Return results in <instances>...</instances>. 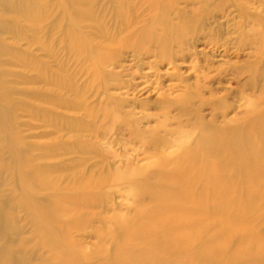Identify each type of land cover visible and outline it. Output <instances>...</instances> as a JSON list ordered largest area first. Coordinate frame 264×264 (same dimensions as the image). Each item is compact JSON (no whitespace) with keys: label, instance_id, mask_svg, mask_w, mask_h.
Here are the masks:
<instances>
[{"label":"rangeland","instance_id":"rangeland-1","mask_svg":"<svg viewBox=\"0 0 264 264\" xmlns=\"http://www.w3.org/2000/svg\"><path fill=\"white\" fill-rule=\"evenodd\" d=\"M262 118L264 0H0V264L112 263L115 219L152 203L146 186L171 190L152 162L174 157L180 134L203 149L213 132L235 166L231 138L245 141ZM206 155L200 165L220 169ZM137 169L145 183L113 177ZM238 183L239 202L249 191ZM262 198L249 215L259 232ZM218 220L213 236L229 228Z\"/></svg>","mask_w":264,"mask_h":264},{"label":"bare ground","instance_id":"bare-ground-1","mask_svg":"<svg viewBox=\"0 0 264 264\" xmlns=\"http://www.w3.org/2000/svg\"><path fill=\"white\" fill-rule=\"evenodd\" d=\"M63 3H62V5H63ZM6 4H7V2H6ZM30 6L31 5H29V8H27L26 12L30 13V11H31ZM35 17H37V16H35ZM73 17H74V15H73ZM33 23H35V21ZM254 107L255 106L250 107V108L252 109ZM255 109H252V110H255ZM262 119L264 120V118H262ZM256 122H259V120L257 119ZM260 123H261V121H260ZM251 127H253V125H251ZM228 131H230V130H228ZM235 131L236 132L234 133V135L238 134L237 133V132H239L238 129H236ZM242 131H243V129H242ZM214 132H216V130ZM225 132H223L224 135H225ZM184 133L180 134L181 137L178 138V140L176 139V141L174 142L176 144L175 146L177 148V154L173 152V154H175L174 157L171 156L172 153L171 154L169 153L171 157L170 156L168 157L169 154L168 155L166 154L167 158L164 157L165 155L160 154L163 157L160 158V155H159V158L157 160H155L154 162H152L153 167L157 168L159 173H160L159 178H157V180L155 178V181H157V183H156L157 186L160 185L162 182L166 181V182H169V184H170L169 187H171L170 188L171 190L162 191L163 189L159 190L158 188L154 187L156 185H153L152 187L154 189L151 188V190H149L150 188L148 189L146 186V191L147 190L148 191L145 192V189H144L145 187L141 188V187H139V185L137 186L136 183H134V186H132L131 189H129V191H127V192H130L132 194L131 196H133L135 198L138 196L140 197L141 196L140 194L143 192H145L144 194L149 192L150 195H147V196L148 197L151 196V199H152L151 202L152 203H150V201H149V203L151 205L148 203L149 204L148 207L146 205H145V207H143L144 206L143 205L142 206L143 208H140V209L137 208L136 209V211H138V209H139L137 216L134 215L136 217V220H134V217H132V219H133V221H132V219L129 220V219H127V217H123V216L122 217L120 216V218L118 217L117 219H115L114 230H113V233H111V234L113 235V239L115 238V240H116L115 243L118 245V247H117V250H115L116 253L114 255L112 263L109 262V264L110 263L111 264H264V232H259L258 228L255 226V224L253 222V215L249 216L250 214L254 213L253 210L258 205V203H260L259 201L261 200L262 194L264 193L263 192L261 194V190H262V188H264V127H262V124H261V126L258 124L255 125V127H253V129L250 131V133H248V138L245 141L241 137H238V135L235 136L234 139L231 138L232 142H230V145H229V147L227 146V148H229V150H230L229 152L233 155L232 158H235L234 161H237V163H238L235 166L231 165L232 162L231 163L229 162L230 163L229 164V163H227L226 159L223 160V153H225L224 152L225 144L222 142V140H220L221 138L219 139L213 132H212V134H214V135H212L210 133L211 135L208 136V143L203 142L204 140L207 141V138L202 137L199 139L200 141H202L201 139L204 138L202 143H204V144L207 143L206 144L207 146L205 148L203 147V149L200 148L201 145L199 144L200 141H197L198 139L196 141L199 142L197 144H199L200 149L198 147H194L192 145L190 146V144L188 142V139L190 138L189 134H187L188 132L186 134H184ZM239 133L241 135V132H239ZM244 133H246V132H244ZM218 136H219V133H218ZM223 138H225V137H223ZM226 138H227V136H226ZM227 142H228V140H227ZM173 147H174V145H173ZM206 151H207V153H206ZM204 152H205V155L207 154L206 156L209 155V157H211L210 155L212 154V156L215 158H212V159L210 158V160L211 161L213 160L212 162H214L216 159L218 162H220L219 164H221V165L216 164V163L212 165L210 161L207 162L209 158H207V159L205 158V160H207L206 163H210L212 165V167L215 165H219L220 169H218V167H217V169L216 168L211 169V167L209 169V168H207V166H208L207 164H206L207 166H204L205 164H203V166L200 165L201 163H199V160L202 158V154H204ZM208 153H210V154H208ZM172 157H173V161H172L173 167L169 168L168 166H170V164H172V163H170L168 160H170L169 158H172ZM27 161L29 162V160H27ZM167 161L169 162V165H168V163L166 164ZM217 161H215V162H217ZM165 165H166V169H165L166 171H164ZM172 168H173V170H172ZM145 169H144V171H145ZM130 170H132V169H130ZM167 170H169L170 173H168ZM144 171L141 169L140 170L137 169L135 171H126V172L124 171L123 173H120L118 171L119 174L115 172L117 176L113 175V177L114 178L117 177L118 180H122V179L124 180L125 179V181H127L126 178H129V177L135 178L136 177V179L139 180L138 178L141 177L142 175H144ZM21 172H24V171H21ZM22 174H24V173H22ZM26 174H24V175H26ZM240 174L241 175L243 174L241 176L242 178H244L243 183H240L243 181L242 178L240 179L241 181H239V183L237 182V180H239L238 178H239ZM144 177H146V176L144 175L142 179L144 180V183H145V180L147 181L148 175H147V178H144ZM111 178H112V176H111ZM29 179H30V177H29ZM140 180H141V178H140ZM115 181H117V179ZM91 182H93V181H91ZM128 182H132V181H129V179H128ZM237 183L241 184L243 186V188L247 187L246 189H248V191H249L248 196L246 198L243 197V200L239 201V202L236 198L237 195L235 196V194H233L234 192H232L233 189H235L237 187ZM128 184H131V183H128ZM149 184L152 185L153 183H149ZM31 185H32V183H31ZM124 185H126V184L124 183ZM132 185H133V183H132ZM129 186H131V185H129ZM164 186L165 185H163V187ZM80 187H81V185H80ZM126 187H128V186H126ZM239 187H241V186H239ZM239 187H237L236 190H238ZM165 188L167 189L168 187L165 186L164 189ZM244 191L247 192L246 190H244ZM238 192H239V190H238ZM29 193L32 194L31 192H29ZM90 193H92V192H90ZM24 194H26V192H24ZM128 195H130V194H128ZM97 196H99V195H97ZM239 196H241V194ZM67 197H69V196H67ZM80 197H81V195H80ZM90 197H91V195H90ZM90 197L88 199H90ZM76 199H75V201H76ZM151 199H149V200H151ZM86 201L87 200H84V198H83V202L86 203ZM90 201L93 202V200H90ZM58 202H61L60 199ZM64 202L63 203L67 205V203H66L67 201H64ZM83 202H81V203H83ZM47 203H49V202H47ZM53 203L55 206V202H53ZM68 203H70V202H68ZM80 206H81V204H80ZM82 206H83V204H82ZM258 206H260V205H258ZM27 207H28V205H27ZM46 208L47 207H45V209ZM257 208H258V210H257ZM257 208L255 209V211L257 210L258 212H260V210H259L260 208L259 207H257ZM41 209L44 210V208H42V207H41ZM55 209H60V208L56 207ZM48 211L50 212L49 209H48ZM52 211H53V209H52ZM76 211H78V210H76ZM52 213H54V212H52ZM56 213H57V211H56ZM68 213H70V212L67 211L66 214H68ZM60 214H63V212H61ZM40 215H41V213H40ZM40 215L38 216V218L40 217ZM42 215H43V213H42ZM42 215H41L42 220L43 219L45 220L46 219V217H44L45 214L43 216ZM250 217H252L251 218L252 220L251 219L250 220L253 222V225L249 221ZM50 219H46V220L51 222ZM56 219H57V217H56ZM218 219L227 222L229 228H227V230H225V231L223 230V232L219 233V235L217 234L216 236H213V235H211V232L213 230L210 228H214L213 223H215L216 222L215 220H218ZM77 220H78V218H77ZM220 220H218V221L220 222ZM38 222L41 225V221H38ZM52 222L57 223L56 220H54ZM63 222H65V221H63ZM77 222H76V225L78 226ZM84 222H86V220ZM84 222H82V223H84ZM42 223H43V221H42ZM37 224L38 223L36 222V225ZM44 224H46V223H44ZM57 225L60 226L59 223ZM222 225H220L221 228L223 227ZM67 226H68V223H67ZM41 227H42V230H44L46 226L41 225ZM64 227L65 226H63V229H64ZM74 227H75V224H74ZM218 227H219V225L217 226V229H215V230H218ZM46 229H47V227H46ZM55 230L58 231L59 228L56 227ZM47 231H48V229H47ZM52 231H49L50 235L53 234ZM61 231H63V230H61ZM45 233H46V231H45ZM58 233H61V232H58ZM98 233H99V229H98ZM105 233H104V235H105ZM55 234H57V233H55ZM55 234H53V235L55 236ZM44 235L45 234L43 233L41 237H46V235L45 236ZM52 236H50V237H52ZM56 236H58V235H56ZM59 236H60V234H59ZM238 236H240V238H242V241L240 243L238 241L239 244L233 248L232 246H234L235 244L233 245L232 242ZM56 238H59V237H56ZM53 240H54V238H53ZM58 241L60 242V240H58ZM51 242L53 243V241H51ZM56 242H57V240H56ZM60 244L61 245H58V247L62 246L63 243L60 242ZM52 245H54V244H52ZM53 247H55V246H53ZM189 248H190V250H188ZM59 249L60 248H58V251H59ZM69 250H70V248L68 247V252H71V253L74 252V251L73 252L71 251L72 249L70 251ZM53 251H55V250H53ZM60 252L63 253V251H60ZM97 252H98L97 254L99 256H102V257H103V255H105V256L108 255V254H106V251L104 250L102 245H100ZM171 253H174L175 256L174 255L172 256ZM10 254L13 255V252ZM52 255H53V253L51 254V256ZM105 256H104V258H105ZM107 257L110 258V255ZM61 258L62 257H60V259ZM109 258H108V260H109ZM1 259H3V258H1ZM52 259H53L52 261L55 260L54 258H52ZM62 259H61V262H62ZM79 259L81 260V258H79ZM105 259H107V258H105ZM55 261H57V259ZM83 261H80V262H83ZM105 261H107V260H105ZM67 263L68 262L66 260V264ZM16 264H18V263H16ZM46 264H47V261H46ZM71 264H73V263H71ZM76 264H78V263L76 262Z\"/></svg>","mask_w":264,"mask_h":264}]
</instances>
